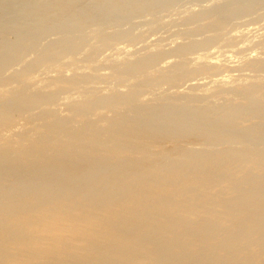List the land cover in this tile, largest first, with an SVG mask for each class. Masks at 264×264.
<instances>
[{
  "label": "bare ground",
  "instance_id": "1",
  "mask_svg": "<svg viewBox=\"0 0 264 264\" xmlns=\"http://www.w3.org/2000/svg\"><path fill=\"white\" fill-rule=\"evenodd\" d=\"M179 1L0 0V264H264V0Z\"/></svg>",
  "mask_w": 264,
  "mask_h": 264
},
{
  "label": "rangeland",
  "instance_id": "2",
  "mask_svg": "<svg viewBox=\"0 0 264 264\" xmlns=\"http://www.w3.org/2000/svg\"><path fill=\"white\" fill-rule=\"evenodd\" d=\"M180 1H181V0H180ZM180 1H179V2H180ZM168 2H170V3H168ZM168 2H167L168 4H166V5H171V4H173V2H171V1H168ZM239 16H240V15H239ZM239 16H238L237 18H233V19H235L236 21H238V20H241V19H245V17H246V16H244V17H239ZM127 18H129V17L127 16ZM127 18H126V16L123 17V19H121V21H122L121 23L126 22ZM239 18H241V19H239ZM233 19H230V20L234 21ZM123 20H125V21H123ZM230 20H229V22H230ZM232 21H231V22H232ZM118 24H120V22H119ZM228 24H229V23H228Z\"/></svg>",
  "mask_w": 264,
  "mask_h": 264
}]
</instances>
